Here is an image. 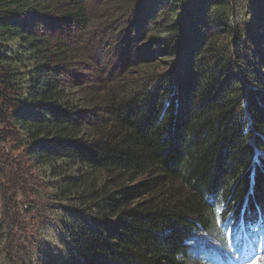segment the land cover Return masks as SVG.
Instances as JSON below:
<instances>
[{
  "label": "trees",
  "instance_id": "1",
  "mask_svg": "<svg viewBox=\"0 0 264 264\" xmlns=\"http://www.w3.org/2000/svg\"><path fill=\"white\" fill-rule=\"evenodd\" d=\"M105 2L123 8L140 66L166 52L150 87L72 74L51 30L89 26L87 0H0V143L50 216L30 264H187L222 225L261 234L264 0Z\"/></svg>",
  "mask_w": 264,
  "mask_h": 264
},
{
  "label": "rangeland",
  "instance_id": "2",
  "mask_svg": "<svg viewBox=\"0 0 264 264\" xmlns=\"http://www.w3.org/2000/svg\"><path fill=\"white\" fill-rule=\"evenodd\" d=\"M87 6L88 15L92 17L89 26L82 23L73 26L57 24L53 31L51 30L56 37L66 39L71 55L67 64L71 66L70 71L73 75L89 80L92 86L105 84L106 87L136 91L150 84L151 74L164 75L169 72L168 68H163L162 63L157 62L158 59L164 58L162 55L166 52L150 55L147 62H144L145 66L138 64L139 60L133 52L134 50L138 52L141 48L136 50L131 43L126 44L129 41V36L126 37L128 26L120 22L125 14L122 7L106 3L105 0H87ZM120 30L124 31L123 35ZM54 34H51L52 37ZM221 34V39L225 42V32ZM245 87L249 92L256 88L248 84H245ZM18 158L19 152H15L12 144L0 143V207L3 212L0 222L6 225L10 235L0 247V264H30L29 261L35 257L36 249L43 246L40 242V225L50 218L45 213L42 216L33 210V201L38 192L34 189L31 191V186L34 185L25 182L24 179L27 178L23 173L21 176V171L14 166L19 161ZM7 161L10 163L5 165ZM254 163L258 169L257 159ZM229 209L227 207L224 214L229 213ZM222 226V240H219L217 235L206 234L210 238L205 240H211V244L199 242L198 252L196 254L193 252L187 264H218V254L222 253L231 255L234 252L233 264H249L257 256H264V249L261 251L257 249L243 258L239 249L248 238L246 236L242 238L238 231L233 232V228ZM218 227L220 228V224H217ZM238 240L242 241L241 244L233 246V242ZM219 243H222V247H219ZM209 257L212 259L207 260ZM225 260L226 257H219L220 263H225ZM257 264H264V258L257 260Z\"/></svg>",
  "mask_w": 264,
  "mask_h": 264
},
{
  "label": "snow or ice",
  "instance_id": "3",
  "mask_svg": "<svg viewBox=\"0 0 264 264\" xmlns=\"http://www.w3.org/2000/svg\"><path fill=\"white\" fill-rule=\"evenodd\" d=\"M217 211L219 212V208H217ZM262 219H264V218H262ZM253 230H254V231H259L260 229L257 227V228H254ZM228 232L230 233L231 230L229 229ZM261 247H262V249H264V245H262ZM229 249H231V241H229ZM248 249H249V252H250V253H251V252H255V249L252 248V244H251V242H250L249 245H248ZM236 258L239 259V257H236ZM261 258H264V256H257L256 259L250 261L249 264H257V260H259V259H261Z\"/></svg>",
  "mask_w": 264,
  "mask_h": 264
}]
</instances>
